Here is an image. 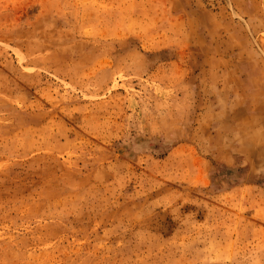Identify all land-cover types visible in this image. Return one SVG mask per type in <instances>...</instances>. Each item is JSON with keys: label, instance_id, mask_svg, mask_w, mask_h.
Returning a JSON list of instances; mask_svg holds the SVG:
<instances>
[{"label": "rangeland", "instance_id": "obj_1", "mask_svg": "<svg viewBox=\"0 0 264 264\" xmlns=\"http://www.w3.org/2000/svg\"><path fill=\"white\" fill-rule=\"evenodd\" d=\"M0 264H264V0H0Z\"/></svg>", "mask_w": 264, "mask_h": 264}]
</instances>
